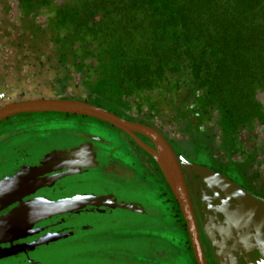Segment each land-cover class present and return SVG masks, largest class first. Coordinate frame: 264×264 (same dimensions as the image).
Returning <instances> with one entry per match:
<instances>
[{
    "label": "flooded vegetation",
    "instance_id": "flooded-vegetation-1",
    "mask_svg": "<svg viewBox=\"0 0 264 264\" xmlns=\"http://www.w3.org/2000/svg\"><path fill=\"white\" fill-rule=\"evenodd\" d=\"M67 1L55 0L58 3ZM33 14L36 15V19L39 15L51 16L50 13L45 11ZM48 19L44 18L38 25L35 22H32V24H35L36 29H46L48 27L56 29L53 25L48 24L51 18ZM61 31L63 30L61 29ZM70 44L75 45L62 53L59 52L61 46L68 48ZM43 45L48 46L51 44L44 42ZM51 46L58 48L57 51L60 54L64 53L63 56L68 58L69 63H74L80 67L88 65L89 70L99 67L100 63L91 57L84 59L70 53L80 47L79 43L74 42V40L56 42ZM87 48L90 47L87 46ZM94 79L95 82H98L96 77ZM103 86H105V83H103ZM107 86L111 88L108 84ZM161 92H166V94ZM142 94L150 98L153 108L158 109L161 108L160 106L166 105V108L174 106L177 113L184 111V115L188 120H192L199 125L198 128L201 131L199 132L208 135L214 141L222 143L225 137L232 136L240 137L247 144L253 138L258 143H264V125L260 122L256 121L251 126L244 127V129L239 126L238 129L232 128L227 131L228 126H223L220 121L218 122L216 112L202 111L197 105L192 104V101H189V105L187 103H177L176 98H174V96L177 97V93L171 95L167 90L161 89L154 92L147 91ZM163 95H165L164 98L161 97ZM167 95L171 98H168ZM111 113L129 123L154 129L173 150L180 164L190 196L207 264L213 263L210 260L208 251L211 248L206 244L203 237L204 226L208 228L213 238L214 234L217 235V240H214L215 244L220 239L219 235L232 231L234 239L240 244L238 254H242L244 264H247L246 260L248 258L256 264H264V211L260 220L248 217L240 204L242 201L238 199V195L234 191L227 187H221L198 169L189 174L172 144L159 130L139 122L127 120L114 112ZM31 116H42V119L35 120L30 118ZM59 117H63L62 126L58 121ZM68 117L90 121V123L79 121L81 124H86L84 125L86 128L78 127V131H75L74 122L65 119ZM17 125L18 128H16ZM38 127L43 129H37ZM93 127H97L98 130L91 132ZM12 128H15L14 131L7 133ZM109 134L121 140L125 145L118 144L119 146H116L113 140L107 138ZM252 148L257 149L252 154L257 151L264 154V147L259 148L254 143ZM247 152L251 153L252 149L247 150ZM52 153H61V156L45 159ZM262 154L254 155L260 163L251 160V165H247V167L256 171L260 170L261 178L264 181V155ZM158 156L159 153L155 144L147 137L138 133L127 134L108 123L91 118L58 113L27 114L10 118L0 123V173H2L0 174V181L11 178L23 171L35 170L43 164H47V162L52 163V165L46 173L40 174L36 178V180L45 181L46 186L1 212L0 217L10 213L19 205L18 203H28L38 198L56 200L76 196L74 192L81 186H101L106 190L104 195L97 196H113L125 203L137 204L139 208L136 212L86 208L79 214L59 216L36 227L46 226L45 235L73 232L74 234L71 237L61 241L72 242L76 247H84L86 254L83 257L87 258V262H94V257H100L105 259L104 264H143L145 262L149 264L150 261L153 262L157 254L154 240L150 237L151 225L155 219V208L151 206V203H155V200H158L159 203H167L169 207H165V209H170L172 213L173 203H176L179 207L155 160ZM71 160L72 163H66ZM68 164L80 165L82 168L70 169ZM257 191L260 195L262 193L264 195V187H260ZM89 210L90 212H85ZM81 215L84 216L83 221H81L82 224L79 221ZM242 217L246 219V226L253 236V240L252 242L249 241V244L244 242L240 236L245 226L242 223ZM39 236L38 234L32 236L29 240H19L16 244L36 242L40 239ZM233 241H230V243L233 244ZM49 245L32 248L10 258L30 256L36 251L44 249V247L47 249L46 247H49ZM9 247L8 244L0 246L2 250ZM216 248L215 246L211 249L214 254ZM161 253L164 255L163 251ZM4 260L6 259L0 260V262ZM131 260H134V263H131Z\"/></svg>",
    "mask_w": 264,
    "mask_h": 264
},
{
    "label": "trees",
    "instance_id": "trees-1",
    "mask_svg": "<svg viewBox=\"0 0 264 264\" xmlns=\"http://www.w3.org/2000/svg\"><path fill=\"white\" fill-rule=\"evenodd\" d=\"M12 1L31 20L50 13L57 42H78L70 53L104 64L123 95L188 88L223 126L264 125V0Z\"/></svg>",
    "mask_w": 264,
    "mask_h": 264
},
{
    "label": "rangeland",
    "instance_id": "rangeland-1",
    "mask_svg": "<svg viewBox=\"0 0 264 264\" xmlns=\"http://www.w3.org/2000/svg\"><path fill=\"white\" fill-rule=\"evenodd\" d=\"M14 5L12 0H0V108L9 103L32 100H70L100 106L127 120L159 130L172 144L189 174L198 169L212 181L227 184L229 186L227 188L237 187L264 206L263 193L260 195L258 191L256 192L260 187H264L261 171L247 167V165H251V160L260 163L254 155H260L262 152L257 151L252 154L254 150H257L252 148L253 144L262 148L264 143H258L253 138L247 144L240 137L232 136L225 137L224 142L219 143L208 135L201 134L199 125L188 120L184 111L177 113L174 106L166 108V105H162L161 108L156 109L152 107L150 98L143 95L142 92L123 95L113 86L108 88L106 81L110 80L111 76L104 64L100 63L97 69L89 70L88 65L80 67L69 63L68 58L63 56L64 53L60 54L57 51L58 48L51 46L58 41L57 36L65 33L53 27L36 29L35 24H32V22H36L38 25L44 18L50 19L51 16L39 15L36 20H31L11 9ZM6 6L9 7L7 11L4 10ZM44 42L51 45H43ZM94 77L98 82H95ZM79 80L80 82H78ZM186 89L179 91L177 97L174 96L177 103L189 105L190 92ZM168 92L174 95L173 91L168 90ZM161 93L166 94V92ZM2 96L3 98H1ZM167 96L171 98L169 95ZM161 97L164 98L165 95ZM30 118L38 120L42 119V116H31ZM59 118L58 121L62 126L63 117ZM65 119L74 122L75 131H78V127L86 128L84 126L86 124L80 122L90 123V121L75 117ZM18 127L17 125L16 128ZM14 129H10L7 133ZM37 129L43 128L38 127ZM229 129L232 127L228 126L227 131ZM95 130L98 128L93 127L91 132ZM7 133L5 134L7 135ZM107 136L115 142L116 146H119L118 144L125 145L115 136L110 134ZM249 149H252L251 153L247 152ZM58 156H61V153H52L45 159ZM155 160L157 162L156 158ZM105 190L101 186L87 185L76 189L74 193L76 195H104ZM151 204L158 217L152 225L154 229L152 237L160 248L168 247L170 249L166 264H197L186 223L177 204H172L173 213L170 209H165V207H169L167 203H159L158 200H155V203ZM85 212H90V210ZM172 215H174V219ZM83 218L84 216L80 217L79 221H83ZM245 220L242 217V223L245 226L240 236L244 242L249 244L252 242L253 236L246 226ZM219 236L220 239L215 244L214 240H217V235L214 234V239L208 228L203 227L206 244L211 249L217 247L215 254L211 249H208L212 263L244 264L242 254H238L240 244L234 239L232 231ZM230 241H233V244ZM166 243L168 244L166 245ZM46 248L44 247L30 256L6 259L0 264H104L105 261L104 258L94 257V262H87V258L83 257L86 254V249L82 246L76 247L72 242L59 241ZM246 263L256 264L250 258L246 260Z\"/></svg>",
    "mask_w": 264,
    "mask_h": 264
},
{
    "label": "water",
    "instance_id": "water-1",
    "mask_svg": "<svg viewBox=\"0 0 264 264\" xmlns=\"http://www.w3.org/2000/svg\"><path fill=\"white\" fill-rule=\"evenodd\" d=\"M58 113L91 118L127 133H138L151 140L159 153L156 157L158 165L169 185L172 194L177 201L180 212L186 223L187 232L193 247L197 264H207L199 237L190 196L182 175L180 164L166 140L154 129L138 124L129 123L111 112L98 106L84 102L70 100H32L17 103H9L0 108V123L20 115ZM67 161L66 163H72ZM75 162V161H74ZM52 165L47 162L32 171H23L11 178L0 181V213L7 208L21 202L24 198L32 195L36 190L46 186L45 181L36 180L40 174L46 173ZM68 164V168H82L80 165ZM221 187H229L227 184L217 182ZM231 191L238 195L242 201L246 215L260 220L264 206L243 193L240 189L230 186ZM19 205L10 213L0 217V246L8 244V249L0 248V260L16 256L25 251L42 245H49L71 237L74 233L47 234V227H36L53 218L80 213L86 208L110 209L136 212L137 204H128L113 196L76 195L71 197L49 200L38 198L28 203ZM40 235L36 242L16 244L19 240H29L34 235ZM261 235V233H259Z\"/></svg>",
    "mask_w": 264,
    "mask_h": 264
},
{
    "label": "crops",
    "instance_id": "crops-1",
    "mask_svg": "<svg viewBox=\"0 0 264 264\" xmlns=\"http://www.w3.org/2000/svg\"><path fill=\"white\" fill-rule=\"evenodd\" d=\"M156 219H158V217L155 215V219H154V221L156 220ZM154 221H153V223H154ZM153 223H152V225H153ZM152 225H151V238L154 240V243H155V250H156V252H157V254H156V256H155V259L153 260V262H149V264H166V260L169 258L168 256L170 255V249L168 248V247H163V248H160L159 246H158V243H157V241L152 237V234H153V227H152ZM125 237H128V236H125ZM168 243H166V245H167ZM165 245V246H166ZM161 251H163V253H164V255H162V253H161ZM161 254V255H160ZM146 259H148V258H146ZM131 263H134V260H131ZM143 264H148V262H145V263H143Z\"/></svg>",
    "mask_w": 264,
    "mask_h": 264
},
{
    "label": "built area",
    "instance_id": "built-area-1",
    "mask_svg": "<svg viewBox=\"0 0 264 264\" xmlns=\"http://www.w3.org/2000/svg\"><path fill=\"white\" fill-rule=\"evenodd\" d=\"M1 98H3V96Z\"/></svg>",
    "mask_w": 264,
    "mask_h": 264
}]
</instances>
